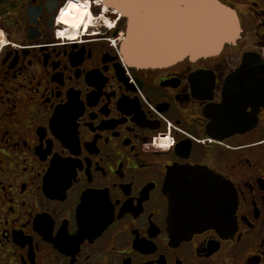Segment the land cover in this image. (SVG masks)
<instances>
[{"label":"flooded vegetation","instance_id":"af4514ba","mask_svg":"<svg viewBox=\"0 0 264 264\" xmlns=\"http://www.w3.org/2000/svg\"><path fill=\"white\" fill-rule=\"evenodd\" d=\"M218 1L235 44L139 69L101 0L79 3L107 24L75 33L67 0H0V264H264V0ZM184 166L232 184L233 232L170 235L163 184Z\"/></svg>","mask_w":264,"mask_h":264},{"label":"water","instance_id":"95a60500","mask_svg":"<svg viewBox=\"0 0 264 264\" xmlns=\"http://www.w3.org/2000/svg\"><path fill=\"white\" fill-rule=\"evenodd\" d=\"M101 1L125 17L120 51L124 61L135 68H163L186 57L192 61L217 57L240 36L236 11L218 0H168L169 7L154 6L158 0H138L136 7L133 0ZM250 61L244 56V62ZM163 193L168 203L167 229L174 240L208 229L219 234L236 229L235 190L205 167L171 168Z\"/></svg>","mask_w":264,"mask_h":264},{"label":"clouds","instance_id":"9594fccd","mask_svg":"<svg viewBox=\"0 0 264 264\" xmlns=\"http://www.w3.org/2000/svg\"><path fill=\"white\" fill-rule=\"evenodd\" d=\"M88 7L87 3H79V0H76V2H73V0H67L64 7H62L59 11L58 22H62L69 25L72 29H76L79 28L82 22H85L84 17L87 15L88 19L86 24L93 23L94 21L107 24L103 16L92 17L87 11ZM105 11H107V9H105ZM59 35L64 36L65 32L62 31Z\"/></svg>","mask_w":264,"mask_h":264},{"label":"snow or ice","instance_id":"6c2138e0","mask_svg":"<svg viewBox=\"0 0 264 264\" xmlns=\"http://www.w3.org/2000/svg\"><path fill=\"white\" fill-rule=\"evenodd\" d=\"M133 6H140L138 3V0H133ZM154 6L156 7H169L172 6L168 3V0H158V3H156Z\"/></svg>","mask_w":264,"mask_h":264},{"label":"bare ground","instance_id":"6f19581e","mask_svg":"<svg viewBox=\"0 0 264 264\" xmlns=\"http://www.w3.org/2000/svg\"><path fill=\"white\" fill-rule=\"evenodd\" d=\"M80 3H81V2H80ZM84 3H85V2H84ZM87 4H88V3H87ZM104 10H105V9H104ZM87 11H88V10H87ZM88 13H89V11H88ZM91 15H92V14H91ZM86 16H87V15H86ZM86 16L84 17V21H85V22H82L83 25L86 24V21H87V20H85ZM80 25H81V24H80ZM81 26H82V25H81ZM85 26H86V25H85ZM70 29L73 30V32H74V31L77 30L78 28H76V29H72V28L70 27ZM74 33H75V32H74ZM74 33H73V34H74Z\"/></svg>","mask_w":264,"mask_h":264}]
</instances>
